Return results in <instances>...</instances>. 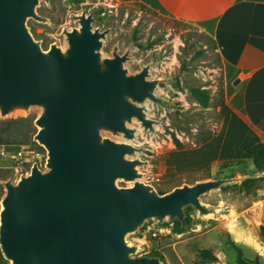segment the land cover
<instances>
[{"label":"water","instance_id":"obj_1","mask_svg":"<svg viewBox=\"0 0 264 264\" xmlns=\"http://www.w3.org/2000/svg\"><path fill=\"white\" fill-rule=\"evenodd\" d=\"M41 1L49 3L0 0V120L37 112L33 140L46 152L43 167L34 162L16 181L1 182L0 264H161L158 256H138L128 236L148 221L187 228L188 208L198 219L216 215L203 195L264 172L165 193L145 184L141 168L149 162L137 156L143 148L133 145L135 125L156 134L161 122L147 116V104L172 109L157 90L175 81L153 78L154 62L130 71L133 45L104 53L114 28L94 26V12L86 10L70 14L76 26L63 27V45L43 49L27 25L50 23L37 13Z\"/></svg>","mask_w":264,"mask_h":264},{"label":"rangeland","instance_id":"obj_2","mask_svg":"<svg viewBox=\"0 0 264 264\" xmlns=\"http://www.w3.org/2000/svg\"><path fill=\"white\" fill-rule=\"evenodd\" d=\"M83 10L94 12V26L114 28L104 41V53L109 54L114 45H118L119 53L133 45L132 60L127 63L130 71L154 62L157 64L151 68L153 78L175 81V84L168 83L167 90H157L158 96L173 104L172 109L147 104V116L161 122L155 125L156 134H146L139 124L135 125L137 133L133 145L143 148L137 156L149 162L147 168H141L145 184L165 193L184 183L258 172L251 160L214 161L208 175L191 170H166V156L175 150V139L184 149H195L223 128L221 105L226 104L225 75L211 38L196 25L153 9L143 0H72L70 5L64 4V0H49L48 4L41 1L37 13L49 18L50 23L29 19L27 25L43 49H48L52 43L63 45V27L76 26L70 14ZM192 88L206 91L207 107H202L192 96ZM36 117L37 112L33 111L0 120V143L8 145L11 151L21 145L40 148L33 140L38 129L34 125ZM19 176L9 163L0 162V198L3 195L1 182L8 178L16 181ZM248 180L201 197L203 203L215 209L216 215L198 219L197 213L188 208V227L179 226L181 232L175 230L177 222L148 221L127 239L139 246L138 256H158L161 264H203L200 250H208L217 257L216 262L206 264H236L229 241L242 248L244 257L264 264V237L260 231L264 227V175ZM0 257V262H5L1 252Z\"/></svg>","mask_w":264,"mask_h":264},{"label":"crops","instance_id":"obj_3","mask_svg":"<svg viewBox=\"0 0 264 264\" xmlns=\"http://www.w3.org/2000/svg\"><path fill=\"white\" fill-rule=\"evenodd\" d=\"M143 1L196 25L214 41L224 68L226 105L264 143V0Z\"/></svg>","mask_w":264,"mask_h":264},{"label":"trees","instance_id":"obj_4","mask_svg":"<svg viewBox=\"0 0 264 264\" xmlns=\"http://www.w3.org/2000/svg\"><path fill=\"white\" fill-rule=\"evenodd\" d=\"M190 92L202 107H207L208 94L206 91L192 88ZM221 114L224 121L222 130L217 135L208 138L201 146L195 149H184L182 144L175 139V150L166 156L167 171L191 170L208 175L210 165L217 160H251L258 171L264 169V143L261 139L225 103L221 105ZM247 181L249 180L243 183ZM179 226L180 224L176 223L177 232H181ZM260 231L261 236L264 237V227H261ZM229 245L235 252L236 264H261L258 259L251 260L244 257L242 248L234 242L229 241ZM199 258L203 264L217 261L215 254L208 250H200Z\"/></svg>","mask_w":264,"mask_h":264},{"label":"built area","instance_id":"obj_5","mask_svg":"<svg viewBox=\"0 0 264 264\" xmlns=\"http://www.w3.org/2000/svg\"><path fill=\"white\" fill-rule=\"evenodd\" d=\"M45 159L46 152L41 147L36 148L32 145H21L11 151L8 145L0 143V162L9 163L10 167L18 174L28 172L34 162L43 167Z\"/></svg>","mask_w":264,"mask_h":264},{"label":"flooded vegetation","instance_id":"obj_6","mask_svg":"<svg viewBox=\"0 0 264 264\" xmlns=\"http://www.w3.org/2000/svg\"><path fill=\"white\" fill-rule=\"evenodd\" d=\"M81 13H82V12H81ZM81 13H74V14H78V15H79V14H81ZM86 14H88V13L86 12ZM95 21H96V18H95Z\"/></svg>","mask_w":264,"mask_h":264},{"label":"bare ground","instance_id":"obj_7","mask_svg":"<svg viewBox=\"0 0 264 264\" xmlns=\"http://www.w3.org/2000/svg\"><path fill=\"white\" fill-rule=\"evenodd\" d=\"M232 232V231H231Z\"/></svg>","mask_w":264,"mask_h":264}]
</instances>
